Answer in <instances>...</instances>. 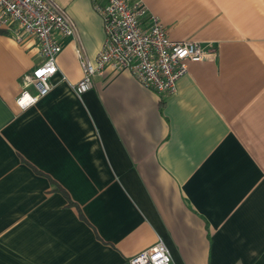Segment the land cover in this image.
<instances>
[{
    "label": "crops",
    "instance_id": "0c3cea01",
    "mask_svg": "<svg viewBox=\"0 0 264 264\" xmlns=\"http://www.w3.org/2000/svg\"><path fill=\"white\" fill-rule=\"evenodd\" d=\"M55 1L76 33L27 108L21 78L44 59L0 27V264H127L160 239L170 264H264V0H143L213 55L173 94L107 68L82 97L77 49L97 57L103 19Z\"/></svg>",
    "mask_w": 264,
    "mask_h": 264
},
{
    "label": "built area",
    "instance_id": "2783aa9c",
    "mask_svg": "<svg viewBox=\"0 0 264 264\" xmlns=\"http://www.w3.org/2000/svg\"><path fill=\"white\" fill-rule=\"evenodd\" d=\"M103 19V47L92 60L77 49L83 78L72 85L77 96L94 87L97 74L112 68L129 71L143 86L159 94H173L177 81L189 71V63L209 59L213 50L194 39L173 40L165 25L149 12L143 0H92ZM0 27L10 29L19 40L36 39L44 62L21 78L17 103L27 108L46 96L59 71L63 50L59 36L76 33L72 17L55 0H0ZM34 87L36 93L29 91ZM171 252L160 239L131 257L127 264H170Z\"/></svg>",
    "mask_w": 264,
    "mask_h": 264
}]
</instances>
